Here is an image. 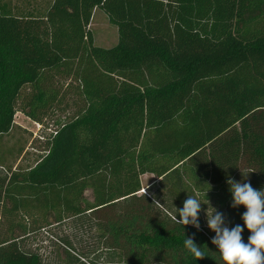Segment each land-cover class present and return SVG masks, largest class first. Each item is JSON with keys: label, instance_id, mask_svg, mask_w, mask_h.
I'll use <instances>...</instances> for the list:
<instances>
[{"label": "trees", "instance_id": "obj_1", "mask_svg": "<svg viewBox=\"0 0 264 264\" xmlns=\"http://www.w3.org/2000/svg\"><path fill=\"white\" fill-rule=\"evenodd\" d=\"M96 7L114 46L94 43ZM57 76L84 106L34 166L0 170V264H44L27 238L84 215L105 220L114 264H224L201 212L199 231L174 223L141 176L160 179L177 219L194 195L243 226L227 179L264 188V0H0V136L27 86L21 110L42 121ZM191 236L205 258L184 247Z\"/></svg>", "mask_w": 264, "mask_h": 264}, {"label": "rangeland", "instance_id": "obj_2", "mask_svg": "<svg viewBox=\"0 0 264 264\" xmlns=\"http://www.w3.org/2000/svg\"><path fill=\"white\" fill-rule=\"evenodd\" d=\"M89 28L93 33L95 45L111 47L117 44V27L111 24L104 11L97 7L94 9ZM54 80L55 88L60 93L59 98L48 109L40 123L33 121L21 110L30 88L27 86L21 92L14 126L8 134L0 136V170L5 167H13L15 170L34 166L45 154L46 140L50 134L58 129L61 123L75 117L84 106L77 90V81L60 76L54 77ZM159 182L160 179L154 174L142 175L140 194H144L147 188V195L155 196L168 209V205H172L169 195L171 193L166 188L163 189L164 185ZM212 208L214 207L202 208L200 216L203 227L214 237L215 233L208 228L206 219L207 209L211 213ZM223 214L229 227L230 221L226 214ZM104 221L96 215L70 217L61 224L54 223L29 236L25 248L39 252L44 264H114L118 261L119 252L114 251L118 249L104 241L103 230L99 229L98 225Z\"/></svg>", "mask_w": 264, "mask_h": 264}, {"label": "clouds", "instance_id": "obj_3", "mask_svg": "<svg viewBox=\"0 0 264 264\" xmlns=\"http://www.w3.org/2000/svg\"><path fill=\"white\" fill-rule=\"evenodd\" d=\"M227 184L232 195L231 207L237 208L242 205L246 208L241 216L244 224L243 226L237 224L229 229L222 212L212 208L213 211L209 213L207 209V226L215 233L211 243L216 246L224 264H264V188L254 189L250 182H238L231 177L227 179ZM146 194L147 188L144 191V195ZM153 204L183 228L191 225L200 230L199 214L204 203L197 196L188 195L183 207L176 208L179 219L176 214L156 200L155 196H153ZM245 227L250 232L247 243L242 237ZM183 244L196 260L205 258V252L194 242V236L186 237Z\"/></svg>", "mask_w": 264, "mask_h": 264}, {"label": "crops", "instance_id": "obj_4", "mask_svg": "<svg viewBox=\"0 0 264 264\" xmlns=\"http://www.w3.org/2000/svg\"><path fill=\"white\" fill-rule=\"evenodd\" d=\"M38 1H40V2H41L42 0H38Z\"/></svg>", "mask_w": 264, "mask_h": 264}]
</instances>
